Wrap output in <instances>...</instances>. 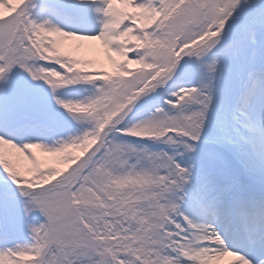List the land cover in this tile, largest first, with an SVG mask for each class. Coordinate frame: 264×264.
<instances>
[{
  "label": "snow or ice",
  "instance_id": "snow-or-ice-1",
  "mask_svg": "<svg viewBox=\"0 0 264 264\" xmlns=\"http://www.w3.org/2000/svg\"><path fill=\"white\" fill-rule=\"evenodd\" d=\"M0 264H264V0H0Z\"/></svg>",
  "mask_w": 264,
  "mask_h": 264
}]
</instances>
